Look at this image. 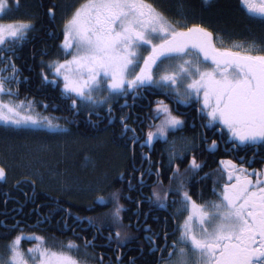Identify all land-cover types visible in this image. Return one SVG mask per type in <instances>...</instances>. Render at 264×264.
I'll use <instances>...</instances> for the list:
<instances>
[{"label": "snow or ice", "instance_id": "1", "mask_svg": "<svg viewBox=\"0 0 264 264\" xmlns=\"http://www.w3.org/2000/svg\"><path fill=\"white\" fill-rule=\"evenodd\" d=\"M239 4L250 21L264 27V0H239ZM21 6V0H0V130L67 133L59 117L43 114L34 99L19 98L20 85L27 78L21 80L16 53L35 31L34 18L3 20ZM56 11L55 3L47 7L50 20L55 21ZM62 15L63 39L56 56L41 59V84L59 88L62 100L70 102L73 116L84 110L99 122L104 112L113 124L119 112L120 135L131 142L133 158L136 145L141 149V168H132L133 177L139 172L138 185L129 178L128 191L142 192L148 186L146 178L154 175L147 202L165 216L163 220L156 217L155 231L145 220L142 242L131 249L138 255L128 254L125 249L140 239L135 233L141 229L136 227L134 233V225L124 223L127 210L121 201L136 204L134 215L139 225L144 199L133 201L122 189L89 187L94 208L109 204L111 208L83 218H73L65 209L67 215L56 221V226L61 232L73 233L67 243L55 238L49 243L34 231L26 234L15 217L10 226L7 219L0 220V228L5 229L0 239L7 240L0 251V264H264V37L225 39L226 33L197 20L186 5L170 14L153 0H82L70 14L66 8ZM156 95L165 99L149 98ZM129 97L133 103L138 98L148 99L150 112L143 120L139 116L134 120L124 111L131 107ZM166 99L185 106L195 104L196 113L205 121L200 127L219 131V139L230 143L232 149L258 151L251 159H222L215 169L204 172L206 162L200 156L215 153L218 140L209 141L203 134L177 137L186 120ZM42 108L46 110L48 105ZM137 121L140 130L133 126ZM157 142L165 147L160 159L153 160ZM165 172H170L167 185L162 179ZM37 175L38 170L24 173L14 187L29 183L35 188ZM7 179L8 170L0 166V182ZM119 179L123 181L125 174ZM208 181L211 198L204 199L202 193L195 197L193 185ZM53 218L52 213L38 216L32 227L51 225ZM84 221L87 228L80 227ZM78 229L92 231V239L84 236L83 243H77L81 239ZM98 237L108 242L112 256L101 253L97 257ZM24 242L32 244L26 251Z\"/></svg>", "mask_w": 264, "mask_h": 264}, {"label": "trees", "instance_id": "2", "mask_svg": "<svg viewBox=\"0 0 264 264\" xmlns=\"http://www.w3.org/2000/svg\"><path fill=\"white\" fill-rule=\"evenodd\" d=\"M81 1L21 0L20 9L4 17L20 20L33 17L35 23V31L30 33L28 41L16 53L15 63L20 70L21 80L27 78V82L20 85L19 98L34 99L40 105L38 110L43 111L45 115L59 117L62 126L68 128L67 133H48L41 136V139L33 133L11 134L2 131L0 133V165L8 170L7 182H0V220L7 219L10 226L11 221L8 217L15 214H18L16 218L24 217L22 219L27 227L23 228L26 234L31 231L28 225L32 224L31 219L34 218L37 205H40L38 208L40 214H45L51 209L55 217L62 212V206L73 212H84L86 207L93 206L94 196L89 194V187L96 189L99 185L105 191L118 189L121 186L118 176L123 172L125 174L130 165L128 146L123 142L118 126H113L107 121L98 122L100 124L97 126L94 124L95 115L90 118L84 110L73 116L69 108L70 102L62 100L59 88L41 84L39 75L41 59L47 60L56 56L58 45L63 39L62 14L66 8L70 14L72 7ZM153 2L170 14L178 13L182 5H186L187 10L193 13L197 20H202L213 30L226 33L225 39L248 40L264 37V27L248 19L239 0H209L208 4H204L203 0H153ZM52 3L57 5L55 21L50 20L46 14L47 7ZM43 53L47 55L42 57ZM161 97L164 96L156 95L149 98L156 100ZM120 103H123L122 99ZM43 104L48 105L46 110L42 108ZM104 116L106 114L102 112L101 118ZM24 142L40 144L45 149L49 147L48 152L43 151L39 156H42L41 163H47L55 168L53 172L58 179L50 180V175L45 172L46 168L34 162L33 165L31 162L30 171L28 169L30 166L25 168L19 164L18 157L24 161H31L29 160L31 156L27 158L26 153L22 152L23 148H20ZM52 168L49 170L52 171ZM37 170L41 177L37 175L35 188L29 183L14 187L24 173L35 174ZM74 181L76 183L74 186L78 188L75 190L70 188ZM62 187L69 188L64 190ZM4 193H8V196L5 197ZM33 199L37 200L32 205ZM109 208L110 204L95 207L101 213L108 211ZM4 231L5 229L0 228V234ZM6 242V239H0V251Z\"/></svg>", "mask_w": 264, "mask_h": 264}, {"label": "flooded vegetation", "instance_id": "3", "mask_svg": "<svg viewBox=\"0 0 264 264\" xmlns=\"http://www.w3.org/2000/svg\"><path fill=\"white\" fill-rule=\"evenodd\" d=\"M161 96H163V95H161ZM160 99H165V97H161ZM122 102H124V101L122 100ZM144 102H146V103H144ZM165 102L168 103L169 106L171 108H173L177 113L181 114L182 118H184L186 120V125H185L183 132L177 133L176 134L177 137H179L180 135L193 136V135L203 134V135H206L208 137L209 141L211 139H217L218 140L219 148L215 153L209 154V153L205 152L203 155L200 156V159L206 162V167L204 168V172H209V171L215 169L218 166L219 161L222 159L223 160L233 159V158H238L239 156H247L249 159H251L253 152L258 151L257 148H250L247 151H243V150H239V149H232V146L230 143L226 144L224 142V140L219 139V137L221 135L219 131H214L211 129H205V128L200 127V125L202 123H205V121H202L200 119V117L198 116V114L196 113V111H195L196 105L195 104L190 105V106H185V105L177 104L170 99H166ZM128 104L131 107L126 108V110H127L126 112H130L134 120L137 116H139L141 118V120H143L144 117L147 116L148 113L150 112V109L147 107L148 99L138 98L136 100V102L133 103L132 98L129 97L128 98ZM118 115H119V112H117V120L111 125L119 127ZM105 117L106 116L102 117L99 120V122H106L107 119ZM107 123H108V121H107ZM131 123H132V121H130V124ZM94 124L98 126V124H100V123L94 121ZM193 125H196V127L193 128ZM133 126L137 127L138 130H140L142 128L140 121H137L135 124H133ZM144 130H146V128H144L141 131V134H143ZM119 131H120V127H119ZM122 138H123L122 139L123 142L128 146L130 165H129V168L125 171L126 176H125V179L123 181H121L119 179L120 175L118 176V180L120 181L119 183L121 184V186L118 189H122L124 191L125 195H131L133 198V201L138 200V199H144V201H145L140 206V209H139V211L141 213V215L139 216V220H140L139 225H136L137 216L134 215V213L137 211L136 204L133 202H126L124 200L121 201V203L124 204V207L127 210L123 214L124 215V223L125 224L132 223L134 225V228H133L134 233H135L136 227H139L141 229V231L139 233H135L136 235H138L140 237V239L135 241L133 244H130L128 246V248L125 249V252L128 254L138 255L137 252H132L131 249L137 248L140 245V243L142 242L143 235H144L142 229L145 226V220H147V225L152 226L153 230L155 231V230H157V227H158L155 223L156 217L159 216L160 219L163 220L165 213L163 211H160V210L153 211L147 202V197L151 191V184L155 180L154 175L151 178H146L148 186L145 187L142 190V192H138L136 190H133L131 192L128 191V179L129 178H132L134 185H138L139 172H136L134 177H133L132 168L134 166L138 169L141 168V163H140L141 149H140L139 145H136L135 158H133L132 151H131V149H132L131 142L130 141L126 142V138H124V137H122ZM171 138L172 137H170V139ZM226 139H227V137L225 135V140ZM163 147H165V145H163L161 142L156 143L155 150L152 153L153 160L160 159V150ZM144 151L147 152V149H144ZM258 159H259V157H257V160ZM164 160H165V162L167 160L166 154L164 156ZM253 166L254 167H260L259 164H254ZM143 168L144 169L147 168L146 163L143 165ZM168 175H170V172H165L164 176L162 177L165 185H167V183H168V180H167ZM201 175H203V172L201 173ZM211 187H212L211 182L208 181L204 184H194L191 190H192L195 197H199L200 194L202 193L204 199H210L211 198ZM36 200L37 199H33L32 205L34 204V202ZM39 207H40V205L36 206L34 218L31 219L32 224H29L28 227H30L31 231H34L37 234L43 235L44 237H46L48 239L49 243H52L53 238H55L56 241H63L65 243H67V241L69 239L73 238V233L70 230H65L64 232H61L59 230V228L56 226V221L61 220L62 216L67 215V213L65 212V209L70 211L71 216L73 218L76 216H80L82 218L88 217V216H96L97 214L101 213L99 210H96L93 206L86 207L85 208L86 212L85 211L84 212L83 211L73 212V211L69 210V208H65V206H62L61 207L62 212L60 213V215H57V217L53 216L54 218L51 220V225L44 224L41 227L34 228L32 226L36 224L38 216L40 218H44L49 213H53V212H51V209H50L47 213L40 214V212L38 211ZM169 211H171V209ZM55 212H57V211H55ZM7 213L9 214L10 212H7ZM144 213L148 214L147 217H145ZM17 216H18V214L10 216V217H8V220L11 221V218L15 217V219L20 220L22 222L21 223L22 228L27 227V225H25V221L22 219L24 217H21V219H20V218H16ZM69 222L71 223V221H69ZM80 227L87 228L86 221H84V223L81 224ZM171 227H172V225L169 226V231H171ZM78 233H79L81 239L77 240L76 242L80 243V244L83 243V237L84 236H87L88 239H92L93 234H94L92 231L79 232V229H78ZM105 235H107V233H105ZM107 243L108 242L106 240H104L103 238H101V237L97 238L96 244L98 245V247L95 249V254L97 255V257L101 253H103L106 257L113 255L112 251H110L107 248ZM169 243H171V239L169 240ZM25 244H27L28 247H25L24 246ZM31 246H32V244L30 242H24L23 243V249L24 250H26L27 248H29Z\"/></svg>", "mask_w": 264, "mask_h": 264}, {"label": "rangeland", "instance_id": "4", "mask_svg": "<svg viewBox=\"0 0 264 264\" xmlns=\"http://www.w3.org/2000/svg\"><path fill=\"white\" fill-rule=\"evenodd\" d=\"M82 2V1H81ZM80 3V2H79ZM78 3V4H79ZM78 4H76V6L78 5ZM7 15H10V13L9 14H7ZM6 15V16H7ZM18 20H20V19H16V18H13V19H5L4 18V20H3V22L4 23H10V22H14V21H18ZM0 127H2V126H0ZM2 130H0V133H2L1 132ZM11 134H14V133H11ZM16 134H19V133H16ZM34 135H37V136H39L38 138L39 139H41V136H44L45 135V133H35ZM26 141V140H25ZM42 141V140H41ZM40 141V142H41ZM40 142H38V143H40ZM30 143V142H29ZM26 143V142H24V143H22V145L20 146V148H23L22 149V152H25L26 154H25V156L27 157V158H29L30 156V159L29 160H31V161H24V159H21L20 157H18L19 159H20V162H19V164L21 165V166H24L25 168H28L29 166H30V168H28L29 169V171L32 169L31 167H32V165H33V162L36 164V165H40L42 168H46V174L47 175H50V177H49V179L50 180H55V179H58L57 178V175L55 174V172H53L54 171V169L55 168H52L49 164H47V163H41L42 161H41V157L42 156H39L43 151L44 152H48L50 149H49V147H48V149H45V147L43 148L42 146H40V144H34V143ZM63 146H65L64 144H63ZM17 158V159H18ZM31 162H32V165H31ZM1 166V165H0ZM50 168H52L53 170L52 171H50L49 169ZM48 170V171H47ZM38 173H39V171H38ZM39 177H41V175H38ZM37 176V177H38ZM73 186H70V188H73L74 190L75 189H78L76 186H74L76 183H75V181H74V183H71ZM62 188H64V190H67L69 187H62ZM25 247H28L27 246V244H25L24 245ZM27 250V249H26ZM25 250V251H26Z\"/></svg>", "mask_w": 264, "mask_h": 264}, {"label": "bare ground", "instance_id": "5", "mask_svg": "<svg viewBox=\"0 0 264 264\" xmlns=\"http://www.w3.org/2000/svg\"><path fill=\"white\" fill-rule=\"evenodd\" d=\"M14 188V187H13Z\"/></svg>", "mask_w": 264, "mask_h": 264}]
</instances>
